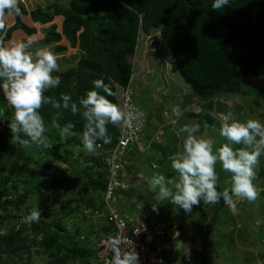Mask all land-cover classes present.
Returning a JSON list of instances; mask_svg holds the SVG:
<instances>
[{"label": "trees", "instance_id": "trees-1", "mask_svg": "<svg viewBox=\"0 0 264 264\" xmlns=\"http://www.w3.org/2000/svg\"><path fill=\"white\" fill-rule=\"evenodd\" d=\"M211 3L212 0H70L65 5L57 6L55 15L63 17L62 33L56 32V27H53L47 33L46 43L59 42L61 36H65L73 46L79 45L84 56L74 67L57 74L61 76L59 87L46 90L44 95L59 100L61 93L70 94L73 101L78 102L80 97L93 88L94 80L103 79L109 85L112 95L108 96L102 90L97 91L120 106L117 86L128 88L132 81L134 65L131 59L137 51L139 36L141 33L149 36L157 30H160L161 38L173 53L181 78L189 85L193 95L202 102H209L222 92L237 91L238 79L264 76V0H230L229 5L221 10L212 9ZM32 18L35 23L45 25L53 21L54 15L39 8L32 12ZM4 24L5 27L0 29V36L5 31L6 39L11 38L16 30H23L27 35L35 33V29L25 25L18 15L11 28L8 29L7 24ZM56 50L59 52L64 47ZM3 102L5 99L0 92V107L4 105ZM210 106L209 104L207 108ZM39 112L45 121V127L50 122L54 125L58 123L61 127L72 123L73 132L82 133L84 130L85 121L79 113L73 115L70 110L55 109L51 104L42 105ZM204 117L207 122L212 123L209 112ZM1 125L0 121V129H3ZM107 128L111 142L97 143H102L103 147H113L121 132L117 125L109 124ZM6 129L9 130L8 123H5L3 138L0 139V161L5 162L6 166L11 165V169L6 172L7 175L1 174L0 201H3L2 205L0 202V208L10 211L8 208L11 207L19 212L25 205L10 199L17 190L18 182L14 177L30 172L37 151L35 147L22 148L12 140L11 133ZM46 135L49 142L58 139L55 133L46 131ZM71 136L70 141L73 144L83 147L80 135ZM150 138L155 139V135L152 136L149 130L143 138L142 146H147ZM155 142L156 140L152 142L148 154L144 155V160L139 157V149H133V169L135 167L142 170L146 175L155 173L156 169L152 166L160 160L158 156L162 149L161 147L159 150L160 143ZM62 147L60 143L53 144V149L60 150ZM55 158L58 160L61 155H56ZM87 158L81 156L79 160L84 161ZM88 159L91 161L88 166L83 169L74 168L72 180L80 177L89 179L87 186L102 197L107 185L102 178L104 172L101 170L100 158ZM263 178L264 168L255 177L254 185ZM46 188L51 186L31 182L30 190L25 192L26 199L36 201L40 192ZM85 193L87 194L86 191ZM92 200L88 204H92ZM76 201L79 202L80 199ZM250 204L252 207V202ZM33 208L36 207L30 205L25 216ZM165 209L169 210L168 207ZM78 210V205H75L71 212ZM25 216L0 215L1 226L15 224L5 235L0 232V257L9 253L19 261L26 257L25 264H30L27 263V258H30L31 249L34 248L35 254L41 256L64 257L65 264H93L95 252L83 248L78 242L73 243L72 239H75L76 234L68 233L62 222L47 223L46 216L41 212L38 222L26 224L23 222ZM197 225L200 227L198 223ZM95 235L101 237L97 230ZM91 239L93 241L94 237L89 240Z\"/></svg>", "mask_w": 264, "mask_h": 264}, {"label": "rangeland", "instance_id": "rangeland-1", "mask_svg": "<svg viewBox=\"0 0 264 264\" xmlns=\"http://www.w3.org/2000/svg\"><path fill=\"white\" fill-rule=\"evenodd\" d=\"M69 2L70 0H18L20 20L29 28L35 29V33L27 35L23 30H16L11 38L6 39L4 31L0 36V44L11 46L17 42H26L31 38L33 46L28 51L34 52L39 48H47L56 55L60 71L53 75L71 69L84 56L79 45L73 46L65 36H61L62 39L59 42L46 43L47 33L53 27H56V32L62 33L63 17L55 15V9ZM39 8L43 12L54 15L51 23L44 25L33 21L32 12ZM16 21L17 15L14 13L6 14L3 18L8 29ZM58 47H64V50L58 52L56 50ZM131 61L134 65L132 81L128 88L118 92L117 97L122 101L124 96L125 100L126 94L131 92L130 100L134 103L132 105L140 113H144L145 124L148 125L143 135H147L149 130L152 136L155 135V139L150 138L147 146L138 148L139 157L142 159L148 154L154 140H156L155 143H160L159 150L162 147L161 154L159 153L158 156L160 160L152 166L156 169L155 173H162L167 178L175 177L170 167L169 157L182 150V143L187 134L179 132V129L185 124H199L200 132L197 135L214 139L218 147L225 142L218 132L222 122L221 114L232 111L236 119L241 122L247 119H257L264 123V76L238 79L237 91L222 92L209 102H202L193 95L189 85L181 78L173 53L161 38L160 30L153 31L149 36L140 34L137 51ZM3 104L0 107V121L3 128L0 129V139L3 138L5 123H9L14 115V109L7 105L6 101ZM209 104L211 106L208 109ZM177 105L182 110L179 118L172 114V108ZM206 112L210 113L212 123L207 122L204 117ZM174 119L177 120L175 125L171 123ZM46 129L48 133H55L58 139L55 138L49 142L47 149L35 148L37 154L30 166V172L14 177V180L17 179L18 182L17 190L10 199L17 200V203L25 206L19 212L11 207L8 208L10 211L0 208V215L23 217L28 207L34 205L44 213L47 223L62 222L68 233L79 235L77 237L75 235V239H72L73 243L78 242L83 248L93 250L94 240L89 239L94 236L95 230H99L98 226L100 223L103 224L108 211L103 206L101 196L93 188L87 186L89 179L80 177L72 180L74 168L83 169L91 164V161L88 159L87 151L81 145H75L70 141L72 136L61 138L58 129L51 122L48 123ZM8 131L10 132V129ZM54 143H60L63 147L60 150L53 149ZM56 155H61V158L55 160ZM81 156L88 158L80 161ZM262 168H264V156L260 157L256 177ZM10 169L11 165L6 166L5 162L0 161V179L1 174L7 175L6 172ZM133 170L135 171L133 180L135 182L141 180V185L139 184L138 187L140 189L135 188L129 193V201L120 199L115 205L121 207L134 205L140 200L147 204L148 208L154 206L156 213L162 210L163 215L164 213L168 215L169 220L176 221L182 227L181 237L176 242L178 247L183 249L180 254L186 258L183 261L184 264H264V178L255 185L260 193L255 202H252V207L251 202L247 200L237 201V211L233 213L222 201L216 205L201 203L193 206L192 212L186 214L168 201H159L155 193L149 190L148 184L152 175H145L142 170L139 171L135 167ZM216 170L218 172L217 190L222 191L229 187L230 177L220 169L219 165L216 166ZM33 181L51 186V188L43 189L36 201L28 200L25 196V192L30 190V183ZM78 198L79 202L76 201ZM90 199H93L92 204H88ZM2 201H0L1 205ZM75 205H78L79 210L72 213L71 209ZM94 211L98 213L94 214ZM197 223L200 227H197ZM13 227H15L14 223H7L6 226L0 225V232L5 235ZM31 252L30 258H27V263L30 262V264L66 263L62 256H41L35 254L34 248ZM181 257L182 255L177 260H181ZM25 258L19 261L8 253L0 257V264H25ZM67 260L70 262L69 257Z\"/></svg>", "mask_w": 264, "mask_h": 264}, {"label": "clouds", "instance_id": "clouds-1", "mask_svg": "<svg viewBox=\"0 0 264 264\" xmlns=\"http://www.w3.org/2000/svg\"><path fill=\"white\" fill-rule=\"evenodd\" d=\"M229 3L230 0H212L211 8L221 10ZM13 13L20 15L18 0H0V29L5 27V14ZM32 46L31 38L11 46L0 44V92L7 105L14 109V115L8 123L12 140L25 149H47L49 137L39 109L48 104L55 109L70 110L73 115L80 114L85 121L82 133L73 132L72 123L63 127L56 123L54 126L61 138L80 135L83 148L88 153L100 146L98 141L104 144L111 142L107 125L131 126V113L125 114L117 104L97 91L112 95L103 79L94 80L93 88L78 102L73 101L70 94L61 93L59 100L44 95L46 90L59 87L61 76L53 73L59 72L60 67L53 52L47 48L28 51ZM123 89L117 86L118 92ZM172 114L179 118L182 115L181 108L174 106ZM221 116L218 132L225 142L218 147L214 139L197 135L200 132L199 124H185L179 129V132L187 135L182 150L169 157L175 177L167 178L162 173H154L148 184L149 190L155 193L159 201H168L188 214L192 212L193 206L201 203L216 205L221 201L236 213L237 201L256 200L258 191L253 181L260 157L264 156V123L257 119L241 122L232 111ZM171 123L175 125L177 120ZM237 145L241 147L237 148ZM217 165L230 177V186L222 191L217 190ZM40 219L41 211L36 207L24 217L23 222L31 224ZM119 245L117 241L112 247L109 264H138V254L122 250Z\"/></svg>", "mask_w": 264, "mask_h": 264}, {"label": "built area", "instance_id": "built-area-1", "mask_svg": "<svg viewBox=\"0 0 264 264\" xmlns=\"http://www.w3.org/2000/svg\"><path fill=\"white\" fill-rule=\"evenodd\" d=\"M131 95L128 92L125 100L124 96L122 101L119 100L121 110L125 114L131 113V126L117 125L121 136L115 146L103 147L99 143L100 146L94 152H87L89 158H100L101 170L104 172L102 178L107 185L101 199L108 214L103 224L98 226L97 232L101 237H97L94 231L92 246L95 253L92 263L109 264L111 249L119 241L122 250H131L138 254V264H184L186 258L180 254L183 249L176 242L181 237L182 227L176 221L169 220L162 210L156 213L154 206L148 208L140 200L134 205H115L120 199L129 201V193L141 185V180H133L135 171L131 153L134 148L140 149L143 145V133L147 124L144 113H140L133 106ZM181 255V260L178 261Z\"/></svg>", "mask_w": 264, "mask_h": 264}]
</instances>
